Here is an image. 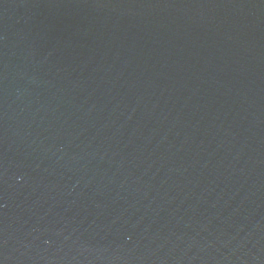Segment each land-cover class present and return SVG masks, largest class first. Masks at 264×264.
<instances>
[{"label":"water","instance_id":"95a60500","mask_svg":"<svg viewBox=\"0 0 264 264\" xmlns=\"http://www.w3.org/2000/svg\"><path fill=\"white\" fill-rule=\"evenodd\" d=\"M0 264H264V0H0Z\"/></svg>","mask_w":264,"mask_h":264}]
</instances>
